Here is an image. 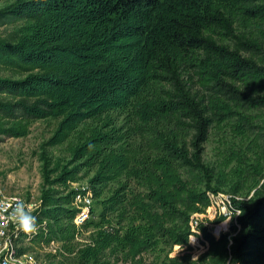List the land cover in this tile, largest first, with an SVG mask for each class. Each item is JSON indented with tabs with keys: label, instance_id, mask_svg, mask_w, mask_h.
Wrapping results in <instances>:
<instances>
[{
	"label": "trees",
	"instance_id": "trees-1",
	"mask_svg": "<svg viewBox=\"0 0 264 264\" xmlns=\"http://www.w3.org/2000/svg\"><path fill=\"white\" fill-rule=\"evenodd\" d=\"M14 21L22 25L0 38V135L25 137L34 121L53 118L58 123L46 144L56 146L81 124H102H88L89 135L70 146L68 165L44 175L32 242L57 240L62 251L73 249L82 226L74 223L68 183L82 165L97 164L92 185L127 174L145 190L129 203L132 221L100 226L83 258L96 264L114 247L126 251L129 264H142L159 241L186 244L191 214L214 190L202 159L210 126L235 119L238 132L257 129L264 141V123L247 112L264 108V0H14L0 10V26ZM131 104L143 124L173 118L190 132L188 141L156 136V154L132 166L125 147H110L104 122ZM123 201L117 190L107 209ZM234 208L243 210L238 226L215 237L199 223L205 250L171 264H264V185Z\"/></svg>",
	"mask_w": 264,
	"mask_h": 264
},
{
	"label": "rangeland",
	"instance_id": "rangeland-1",
	"mask_svg": "<svg viewBox=\"0 0 264 264\" xmlns=\"http://www.w3.org/2000/svg\"><path fill=\"white\" fill-rule=\"evenodd\" d=\"M13 1L0 0V10ZM20 25L21 21H14L0 26V38L9 36ZM247 112L255 116V123H264V108ZM106 121L110 125L105 129L112 132L110 147H125L132 166L141 167L145 164L147 156L153 157L156 154L150 147L154 137L162 135L167 138L177 134L181 142H187L190 137V132L177 125L173 118H155L143 124L135 115L133 104L110 111L104 119V122ZM57 123L58 120L53 118L40 119L31 124V131L25 137L0 135V195L21 194L26 204V215H33L40 207L45 184L44 175L49 172L50 176L54 177L59 171L51 172L53 169L68 165L73 158L70 146L80 143L82 138L89 135L88 124L102 125L98 121H89L87 124H81L79 130L63 144L47 145L46 142L53 135ZM237 123L238 121L231 119L221 123L214 122L210 126L202 159L212 175L209 181V186L214 189L212 191L231 194L237 198L236 201H240L249 200L257 189L264 185V141L256 138L257 129L243 128V132H238ZM84 161L79 160L69 167ZM97 167V164L82 165L76 181L68 183L69 190L89 187L93 195L90 217L81 225V232L73 240L72 250H60L61 243L57 240L55 244L33 243L31 237L19 243L38 264H92L93 260L82 257L81 250L91 242L99 227L109 222L127 225L132 221L134 213L129 203L135 195L145 190L143 184L127 174H122L118 179L92 185L90 180ZM183 176L187 177L185 174ZM206 183L204 180L202 189ZM117 190H120L124 201L117 206L116 211L111 212L107 209L108 201ZM120 221L121 224H118ZM202 224L215 237L228 232L232 225H236L231 217L207 213L202 217ZM200 238L191 234L188 242L182 246L159 241L144 253L142 264H171L173 260L195 259L204 250L205 242L202 244ZM49 253H57L58 256L52 257ZM129 262L126 261V251L113 247L106 249L101 259L94 263Z\"/></svg>",
	"mask_w": 264,
	"mask_h": 264
},
{
	"label": "built area",
	"instance_id": "built-area-1",
	"mask_svg": "<svg viewBox=\"0 0 264 264\" xmlns=\"http://www.w3.org/2000/svg\"><path fill=\"white\" fill-rule=\"evenodd\" d=\"M207 195L209 204L206 208L203 211L201 210L191 214L189 225L191 231H193L192 235L201 237L197 226L199 223H202V217L205 213L214 216L231 217L233 222L238 226L236 216L239 209L234 208V202L237 198L228 193L213 191H208ZM92 203L93 195L89 187H81L75 190L73 206L78 209V213L74 218V223L77 226L83 225L90 217ZM25 205L24 197L19 193L0 195V264H38L26 251L21 254L19 253L21 247H23L19 243L31 237L34 239L40 227L39 225H34V230H24L19 226V221L33 217L36 219L37 212L40 208L33 215H26ZM200 239L202 240V238ZM50 243L55 244L56 240H52Z\"/></svg>",
	"mask_w": 264,
	"mask_h": 264
},
{
	"label": "clouds",
	"instance_id": "clouds-1",
	"mask_svg": "<svg viewBox=\"0 0 264 264\" xmlns=\"http://www.w3.org/2000/svg\"><path fill=\"white\" fill-rule=\"evenodd\" d=\"M243 210H238L237 215H242ZM34 217L31 219H26L23 221H19V226L24 230H31L34 227Z\"/></svg>",
	"mask_w": 264,
	"mask_h": 264
}]
</instances>
